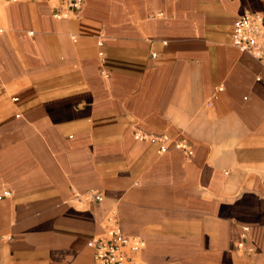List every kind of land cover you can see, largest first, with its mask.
<instances>
[{
    "label": "crops",
    "instance_id": "obj_1",
    "mask_svg": "<svg viewBox=\"0 0 264 264\" xmlns=\"http://www.w3.org/2000/svg\"><path fill=\"white\" fill-rule=\"evenodd\" d=\"M245 14L264 0H0V264H94L113 225L145 264H264Z\"/></svg>",
    "mask_w": 264,
    "mask_h": 264
},
{
    "label": "built area",
    "instance_id": "obj_2",
    "mask_svg": "<svg viewBox=\"0 0 264 264\" xmlns=\"http://www.w3.org/2000/svg\"><path fill=\"white\" fill-rule=\"evenodd\" d=\"M43 1L50 6L52 16L57 20L68 19L80 11L83 5V0ZM232 44L241 53L264 61V26L260 19L253 14L238 18L234 26ZM136 138L141 140L143 136L137 134ZM188 154L191 155L192 152L188 151ZM87 245L93 249L94 264H145L140 258L144 242L138 237L124 235L115 225L105 236L92 239Z\"/></svg>",
    "mask_w": 264,
    "mask_h": 264
}]
</instances>
